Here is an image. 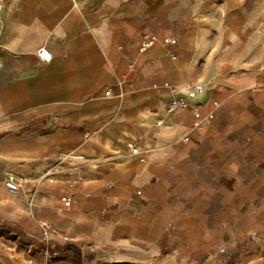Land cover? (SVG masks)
Wrapping results in <instances>:
<instances>
[{"label": "crops", "instance_id": "obj_1", "mask_svg": "<svg viewBox=\"0 0 264 264\" xmlns=\"http://www.w3.org/2000/svg\"><path fill=\"white\" fill-rule=\"evenodd\" d=\"M254 1L0 0V264H162L264 214ZM188 83L204 92L168 113Z\"/></svg>", "mask_w": 264, "mask_h": 264}, {"label": "rangeland", "instance_id": "obj_2", "mask_svg": "<svg viewBox=\"0 0 264 264\" xmlns=\"http://www.w3.org/2000/svg\"><path fill=\"white\" fill-rule=\"evenodd\" d=\"M256 1L254 7L260 11L258 19L262 29L264 0ZM229 221L226 227L231 237L218 244L215 250L168 252L165 253L168 261L162 264H264V214L254 219L229 215Z\"/></svg>", "mask_w": 264, "mask_h": 264}, {"label": "built area", "instance_id": "obj_3", "mask_svg": "<svg viewBox=\"0 0 264 264\" xmlns=\"http://www.w3.org/2000/svg\"><path fill=\"white\" fill-rule=\"evenodd\" d=\"M2 10V3H0V13ZM157 42H162L163 44H170L174 45L177 43V39L174 36H163L159 37L157 34H143L140 44V49L143 50L146 47L155 44ZM37 55L39 58L43 61H47L51 58V54L48 52L47 49L44 47H41L37 50ZM204 92V87L201 84L197 83H188L185 86L184 94L180 96H176L170 100L168 103L166 110L168 113L174 112L175 110L179 108H186L190 105V100L199 96L201 93ZM106 94L110 93V90H106ZM218 102L215 101L214 105H217ZM194 115H195V121L194 126L200 127L201 126V120L203 118L202 115V107L200 104H197L194 107ZM214 114L213 112H209L206 117L213 118ZM157 124H162V120H157ZM184 141L188 140V136H185L183 138ZM127 148L129 151L133 154H136L141 162H146L148 158V150L144 148L142 145L135 141H129L127 142ZM78 157H82V155H76ZM6 185L9 189L12 191H16L18 189V183L15 181L14 176L12 174L7 175ZM72 199L70 196H62L61 197V206L59 207L60 211H63L71 206ZM43 228V237L47 238L48 232L50 231L51 226L47 223L42 224Z\"/></svg>", "mask_w": 264, "mask_h": 264}]
</instances>
